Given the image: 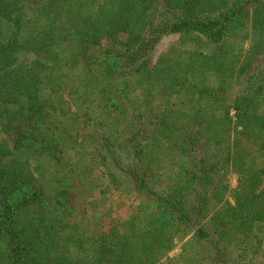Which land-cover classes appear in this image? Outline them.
I'll return each instance as SVG.
<instances>
[{"label": "trees", "instance_id": "1", "mask_svg": "<svg viewBox=\"0 0 264 264\" xmlns=\"http://www.w3.org/2000/svg\"><path fill=\"white\" fill-rule=\"evenodd\" d=\"M0 137V264H264V0H0Z\"/></svg>", "mask_w": 264, "mask_h": 264}, {"label": "rangeland", "instance_id": "2", "mask_svg": "<svg viewBox=\"0 0 264 264\" xmlns=\"http://www.w3.org/2000/svg\"><path fill=\"white\" fill-rule=\"evenodd\" d=\"M179 44L180 40L177 36H171L168 38H165L161 43L158 45L156 51L154 52L152 63L157 62L159 58L164 54L168 53H176L179 50ZM147 102V110L146 112H150L151 110H154L156 108V104L153 100H146ZM1 138V137H0ZM159 172H161V175L163 174L162 169L159 171L154 172V175H157ZM108 171L103 170L99 173L96 169L89 171L88 176L94 177L93 180H95L96 183L99 184L98 191L95 192L97 196H95L94 201L98 202L97 207H93L92 205L89 206L90 212L88 213L89 216H92L94 214H97L98 218L104 221V224L106 226V229H109V225L112 222H117L118 225H121L122 222L126 221L127 219L135 216L140 212L142 209V206L144 207V199L135 194L131 191V189L126 185L125 182L122 184H115L111 185L108 188L104 186V184L108 183V178H112L111 175H108ZM165 184H169L170 180L168 177L163 176ZM226 179L228 180V183L230 184L231 188H234L237 184V175L230 171L228 172ZM157 179H153V182ZM158 186V184H157ZM85 194H80L77 198V203L82 209L83 204L86 200ZM94 205V204H93ZM81 211V210H80ZM193 240L191 239L190 234L182 233L176 238V244L174 249L170 252L171 257H177L181 254L189 256L188 253L193 251V248L191 247V242ZM187 243V244H186ZM186 244V245H185ZM185 247L189 246V252L186 254V250H184Z\"/></svg>", "mask_w": 264, "mask_h": 264}]
</instances>
